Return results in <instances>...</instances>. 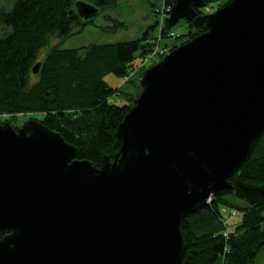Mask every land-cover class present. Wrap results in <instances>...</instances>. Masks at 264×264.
I'll return each mask as SVG.
<instances>
[{"label":"water","instance_id":"water-1","mask_svg":"<svg viewBox=\"0 0 264 264\" xmlns=\"http://www.w3.org/2000/svg\"><path fill=\"white\" fill-rule=\"evenodd\" d=\"M206 3L174 0L169 28H207L144 71L100 166L39 119L0 121V264H183L182 218L232 186L264 131V0Z\"/></svg>","mask_w":264,"mask_h":264},{"label":"trees","instance_id":"trees-1","mask_svg":"<svg viewBox=\"0 0 264 264\" xmlns=\"http://www.w3.org/2000/svg\"><path fill=\"white\" fill-rule=\"evenodd\" d=\"M76 1L13 0L9 10L0 12V116L7 115L13 121L19 114H40L45 125L76 146L78 158L100 166L104 155L119 149L118 124L141 89L138 81L136 93L133 89L124 92L111 86L104 76L113 73L125 82L131 80L135 59L146 56L152 48L149 39L154 25L140 38L61 47L60 42L94 22L101 8L117 3L84 0L99 8L94 17L85 19L78 14ZM173 1L164 0L167 7ZM212 3L207 0L206 6L196 9L204 13ZM105 17L112 21L107 30L125 27L118 18ZM180 21L188 27L184 35L193 36L191 22L185 18ZM172 29L166 21L161 33L167 35ZM51 38L60 42L51 44ZM37 61L41 65L34 73ZM116 93L124 94L127 102L110 103L109 96ZM230 180V188L214 192L210 201L182 218L183 264H254L264 250V131ZM223 208L242 211L234 230L227 229Z\"/></svg>","mask_w":264,"mask_h":264},{"label":"rangeland","instance_id":"rangeland-1","mask_svg":"<svg viewBox=\"0 0 264 264\" xmlns=\"http://www.w3.org/2000/svg\"><path fill=\"white\" fill-rule=\"evenodd\" d=\"M228 1L229 0H213V3L205 8L204 13L213 12ZM220 2L222 3V5L220 4ZM12 3L13 0H0V12L9 10L12 6ZM172 4L167 7L164 0H117L115 6L101 8L99 10V13L94 17V22L87 24L83 31L73 34L62 42H60L58 39L53 38H51L50 41L51 44L60 42L59 45L61 47H79L92 42L104 43L120 40H130L140 38L146 28L149 25L153 24L154 28L151 31L153 37L151 36V38L149 39L152 42V48L146 54V56L135 59V67L130 72L132 74L131 80L125 82V78L118 77L113 73H108L104 76V79L111 86L121 87V90L124 92H129L133 89L136 93L138 86L136 83H138L139 81V85L141 87L140 79L142 78L144 71L148 67L159 61L164 54L168 53L174 47L187 42L193 36L200 34L201 32L205 31V28H207L205 26H202L200 28L195 27L191 22L192 32L194 35L188 37L184 35V33L187 32L188 27L185 22L180 21L181 19H179L175 25L170 27L173 28L170 33H168L167 35L162 34L161 30L165 25V22L168 20L169 10ZM106 15H110L113 18H118L119 20L123 21L125 23V27L116 30H107L105 27L108 25H112V21L107 19L105 17ZM167 28H169L168 25ZM139 51H137V54L139 53ZM45 52L46 49H43L41 53L44 54ZM141 90L142 87L138 95L140 94ZM108 101L110 103L118 105H122L127 102L124 94L122 93L110 95ZM40 118V114H19L17 115V117H15V120L11 121V117L2 115L0 116V121H10L17 128L24 125L31 119L40 120ZM211 198L212 196L209 197L207 201H210ZM231 198L237 203L245 204V201L237 199L234 196H231ZM223 210V215L227 221V229L234 230L236 228V225L241 220L242 211L238 209L234 211L229 208H223ZM262 228H264V223H262ZM254 264H264V250H262L258 254Z\"/></svg>","mask_w":264,"mask_h":264},{"label":"bare ground","instance_id":"bare-ground-1","mask_svg":"<svg viewBox=\"0 0 264 264\" xmlns=\"http://www.w3.org/2000/svg\"><path fill=\"white\" fill-rule=\"evenodd\" d=\"M196 188H197V190H199L198 187H196ZM201 192H202V191H201Z\"/></svg>","mask_w":264,"mask_h":264}]
</instances>
